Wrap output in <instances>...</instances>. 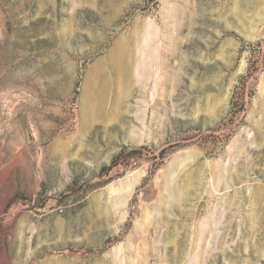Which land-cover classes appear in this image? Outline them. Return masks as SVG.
Here are the masks:
<instances>
[{
    "label": "rangeland",
    "instance_id": "rangeland-1",
    "mask_svg": "<svg viewBox=\"0 0 264 264\" xmlns=\"http://www.w3.org/2000/svg\"><path fill=\"white\" fill-rule=\"evenodd\" d=\"M0 264H264V0H0Z\"/></svg>",
    "mask_w": 264,
    "mask_h": 264
},
{
    "label": "bare ground",
    "instance_id": "bare-ground-1",
    "mask_svg": "<svg viewBox=\"0 0 264 264\" xmlns=\"http://www.w3.org/2000/svg\"><path fill=\"white\" fill-rule=\"evenodd\" d=\"M181 192H182V191H181ZM177 197H178V195H177ZM125 203H126V202H125ZM165 207H166V206H165ZM198 258H199V256L197 255V256H196V261H198V260H199Z\"/></svg>",
    "mask_w": 264,
    "mask_h": 264
}]
</instances>
